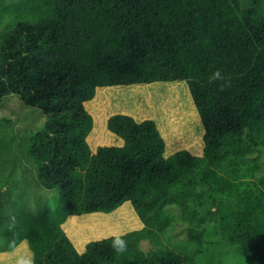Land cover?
Wrapping results in <instances>:
<instances>
[{
	"label": "trees",
	"instance_id": "16d2710c",
	"mask_svg": "<svg viewBox=\"0 0 264 264\" xmlns=\"http://www.w3.org/2000/svg\"><path fill=\"white\" fill-rule=\"evenodd\" d=\"M155 82L187 83L202 154L165 155L154 119L121 113L106 124L123 143L93 150L85 102ZM8 94L45 115L24 154L60 202L4 224L0 252L26 240L32 264H221L228 247L231 264H264V0H0V100ZM127 201L143 227L79 252L63 223ZM175 222L186 239L162 243ZM144 240L157 245L144 251Z\"/></svg>",
	"mask_w": 264,
	"mask_h": 264
},
{
	"label": "rangeland",
	"instance_id": "374dc122",
	"mask_svg": "<svg viewBox=\"0 0 264 264\" xmlns=\"http://www.w3.org/2000/svg\"><path fill=\"white\" fill-rule=\"evenodd\" d=\"M128 90L134 93L132 100H119L115 91L97 89L95 97L85 102V108L94 118V128L88 137L93 150L98 146L123 143L121 137L108 130L106 123L111 115L126 112L137 121H156L168 148L165 155L183 149L193 155L202 154L204 129L186 82H155L141 87L133 86ZM44 124L45 115L39 107L25 105L15 94H8L0 100V141L7 145V149H0V228L6 223L20 224L19 218L23 213L38 220L42 212L54 210L60 202L57 188L47 189L40 183L35 166L28 162L24 154V150L30 146V137L41 131ZM262 166L264 171V157ZM167 209L171 210L174 216L179 213L175 206H167ZM128 215L134 221L137 220V223L128 219ZM114 224L118 229L113 228ZM173 225L161 239L162 243L182 242L186 239V226L181 222H175ZM62 227L77 250L82 252L88 241L141 229L143 223L132 204L127 201L110 214L72 215ZM3 245L4 239L0 235V246ZM156 245V241L144 240L140 247L148 251ZM28 250L32 254L29 247ZM227 251L228 247L221 250V264L232 263L230 259L234 257L233 253L227 254ZM9 252L5 260L10 258L12 264H17L12 258L15 250ZM32 257L33 254L27 264H32Z\"/></svg>",
	"mask_w": 264,
	"mask_h": 264
},
{
	"label": "bare ground",
	"instance_id": "6f19581e",
	"mask_svg": "<svg viewBox=\"0 0 264 264\" xmlns=\"http://www.w3.org/2000/svg\"><path fill=\"white\" fill-rule=\"evenodd\" d=\"M133 86H139V87H141V86H145V85H129V86H115V87H104V88H99L98 90H112V91H115V95H116V97H117V99H119V100H129V99H131L132 97H133V95H134V93L132 94L131 92H130V90H128V88H132ZM165 91H166V89H165ZM177 94H178V92H177ZM176 94V95H177ZM132 100V99H131ZM132 103V102H131ZM129 105V104H128ZM143 106V105H142ZM118 113H120V112H118ZM121 114H126V112H124V113H121ZM134 119V118H133ZM125 206V205H124ZM121 207V206H120ZM123 207V206H122ZM121 209V208H120ZM129 209V208H128ZM133 212V211H132ZM135 214V213H134ZM90 215V214H89ZM127 215V214H126ZM133 215V214H132ZM96 216V215H95ZM114 216V215H113ZM134 216V215H133ZM93 217V216H92ZM115 217V216H114ZM121 217V216H120ZM84 218V217H83ZM109 218V217H108ZM133 219L131 216L129 217V215H128V219ZM120 219H122V217L120 218ZM122 221V220H121ZM133 221H134V219H133ZM137 221V220H136ZM136 221H134L135 223H137ZM69 222V221H68ZM107 222H109V223H111V221H107ZM131 223V224H135V223ZM113 224V223H112ZM120 224V223H119ZM124 224V223H123ZM127 224V223H126ZM125 224V225H126ZM98 225V224H97ZM128 225V224H127ZM114 227V229H118V226L116 227L115 226V224L113 225ZM77 228V227H76ZM133 228V227H132ZM136 228V227H135ZM122 230V229H121ZM100 232V231H99ZM103 232V231H102ZM127 232V231H126ZM83 233V232H82ZM115 235H117V234H115ZM95 237V236H94ZM102 238V237H101ZM98 240V239H97ZM83 241V240H82ZM89 242V241H88ZM23 244V242L22 243H20L18 246H17V248H20L17 252H15L14 254H12V258H14V261L17 263V264H24V262H25V259L26 260H28L29 259V255H28V252H29V250L26 248V246L25 245H22ZM80 244V243H79ZM81 250V249H80ZM83 251V250H82ZM21 254V256H20V254ZM6 263H9V264H12V262L10 261V258L9 259H7V261H6ZM5 263V264H6Z\"/></svg>",
	"mask_w": 264,
	"mask_h": 264
},
{
	"label": "crops",
	"instance_id": "0c3cea01",
	"mask_svg": "<svg viewBox=\"0 0 264 264\" xmlns=\"http://www.w3.org/2000/svg\"><path fill=\"white\" fill-rule=\"evenodd\" d=\"M22 242H23L22 245H25L26 248L28 249V246H27L28 244H27V242H26L25 240H23ZM22 242H21V243H22ZM19 244H20V243H19ZM19 244H18V245H19ZM18 245H17V246H18ZM17 246L14 248L15 252H17V251L20 249V248H17ZM8 252H9V251H7V252H0V264H5V263H6L7 259L5 260V257H6V255L8 254ZM18 253H19V252H18ZM9 254H10V252H9ZM19 254H20V253H19ZM28 255H29V258H30L31 255H32L30 251L28 252ZM20 256H21V254H20ZM8 259H9V258H8ZM14 262H15V261H14ZM28 262H30V260L27 261V260L25 259L24 264H27ZM15 263H16V262H15ZM6 264H9V263H6Z\"/></svg>",
	"mask_w": 264,
	"mask_h": 264
},
{
	"label": "clouds",
	"instance_id": "9594fccd",
	"mask_svg": "<svg viewBox=\"0 0 264 264\" xmlns=\"http://www.w3.org/2000/svg\"><path fill=\"white\" fill-rule=\"evenodd\" d=\"M114 247H117L118 250H122L124 247V242L118 239L115 241Z\"/></svg>",
	"mask_w": 264,
	"mask_h": 264
}]
</instances>
